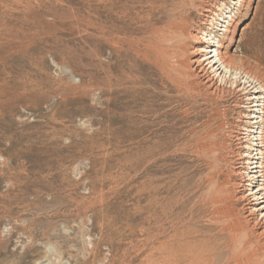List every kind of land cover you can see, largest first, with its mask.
<instances>
[{
	"label": "rangeland",
	"instance_id": "1",
	"mask_svg": "<svg viewBox=\"0 0 264 264\" xmlns=\"http://www.w3.org/2000/svg\"><path fill=\"white\" fill-rule=\"evenodd\" d=\"M97 2L166 8L113 59ZM263 131L264 0H0V264H155L175 227L264 264Z\"/></svg>",
	"mask_w": 264,
	"mask_h": 264
},
{
	"label": "bare ground",
	"instance_id": "2",
	"mask_svg": "<svg viewBox=\"0 0 264 264\" xmlns=\"http://www.w3.org/2000/svg\"><path fill=\"white\" fill-rule=\"evenodd\" d=\"M21 1V0H20ZM93 3V2H92ZM96 3V2H95ZM97 3H105L107 9L110 12L112 18V26L109 33V37L111 38V50H112V57L113 59L119 54L120 56H128L133 52V46L128 39V28L135 29V28H149V26H153L156 21H158L159 16L165 10V2H97ZM104 5V4H103ZM179 5V4H178ZM100 7V6H99ZM104 7V6H103ZM93 12V11H92ZM97 14V13H96ZM100 14V12H99ZM98 14V15H99ZM95 16V15H94ZM103 16V15H100ZM105 18V17H104ZM117 18V19H116ZM163 18V17H161ZM168 18V17H167ZM181 18V17H180ZM5 19V18H4ZM95 19V17H94ZM97 19V18H96ZM109 19V18H108ZM116 19V20H115ZM103 20V19H102ZM98 21V20H97ZM105 21H107L105 19ZM122 24V27L117 26V22ZM185 21V20H184ZM87 23V22H86ZM95 24V23H94ZM170 24V23H169ZM108 25V24H107ZM110 26V25H109ZM120 26V25H119ZM121 30V31H118ZM94 30V29H93ZM136 30V29H135ZM138 30V29H137ZM146 30V29H143ZM150 30V29H149ZM153 30V29H152ZM151 30V31H152ZM95 31V30H94ZM99 31V30H98ZM140 31V30H139ZM96 32V31H95ZM149 32V31H148ZM97 33V32H96ZM141 33V31H140ZM151 33V32H150ZM149 33V34H150ZM139 34V33H138ZM142 34V33H141ZM140 34V35H141ZM146 34V31H145ZM152 34V33H151ZM96 35V34H94ZM108 35V34H107ZM139 35V36H140ZM97 37V36H96ZM145 37V36H144ZM148 38V37H147ZM99 39V38H98ZM138 40V39H137ZM134 42V41H133ZM144 42V41H143ZM99 43V42H98ZM106 44V43H105ZM134 44V43H133ZM138 44V43H137ZM142 45V44H141ZM110 46V45H109ZM149 46V45H148ZM136 47V46H135ZM137 48V47H136ZM135 48V50H136ZM141 48V47H140ZM134 50V51H135ZM147 50V49H146ZM145 50V51H146ZM149 49L147 50V52ZM146 52V54H147ZM158 52V51H157ZM111 53V52H110ZM134 53V52H133ZM132 53V54H133ZM138 54V53H137ZM139 55V54H138ZM142 54H140L141 56ZM130 56V55H129ZM143 56V55H142ZM141 56V57H142ZM156 56V55H155ZM219 61L223 67L228 69L227 65H225L223 57H221L220 53H218ZM131 58V57H130ZM139 58V57H138ZM137 58V59H138ZM122 59V58H121ZM158 59V58H157ZM116 61V60H114ZM140 61L139 63H141ZM126 63V62H125ZM137 63V62H136ZM144 63V62H142ZM148 63V62H147ZM215 61L212 62V65ZM124 65V64H123ZM116 66V65H115ZM140 66V65H139ZM152 66V65H151ZM113 69V68H112ZM125 69V68H124ZM130 69V68H129ZM136 69V68H134ZM121 71V70H120ZM229 71V69H228ZM134 72V71H132ZM131 72V73H132ZM137 72V71H136ZM113 73V72H112ZM119 73V72H118ZM146 73V72H145ZM109 74V73H108ZM125 75V74H124ZM123 75V76H124ZM128 75V74H127ZM132 75V74H131ZM107 76V75H106ZM226 76V74H225ZM118 78V77H117ZM146 78V77H145ZM136 79V78H135ZM147 79V78H146ZM115 80V79H114ZM121 80V79H120ZM137 80V79H136ZM132 81V80H131ZM135 81V80H134ZM121 82V81H120ZM136 82V81H135ZM134 82V85H135ZM122 85H127L129 83L128 80L122 79ZM137 83V82H136ZM246 83V80H245ZM244 83V84H245ZM131 84V83H130ZM137 85V84H136ZM113 86V85H112ZM131 86V85H130ZM132 87V86H131ZM136 87V86H135ZM113 88V87H112ZM175 88V87H174ZM150 89V88H149ZM173 89V88H172ZM136 92V91H135ZM182 92V91H181ZM138 93V92H137ZM157 93V92H156ZM167 93V92H166ZM159 95V94H158ZM135 97V96H134ZM151 101V100H150ZM149 101V102H150ZM148 104V102H147ZM156 107V106H155ZM143 111V110H142ZM144 113V112H143ZM153 117V116H152ZM147 121V120H146ZM149 121V120H148ZM143 123V122H142ZM146 123V122H145ZM165 130V129H164ZM159 131V130H158ZM158 131L153 133L152 142L153 144H157L159 140ZM162 131V130H160ZM147 126L145 125L143 128V134H146ZM152 135V134H151ZM168 136V135H167ZM163 137V136H162ZM262 140L264 142V131L262 132ZM210 135L206 134L204 138H201L200 145H198V149L203 150L204 154H210L211 151H214L213 146H211L209 142ZM162 139V138H161ZM146 145L149 144V140L146 139ZM160 143V142H159ZM198 144V142H197ZM216 144V142H215ZM158 145V144H157ZM156 145V146H157ZM162 145V144H161ZM155 146V145H154ZM264 148V143H263ZM150 147V146H149ZM158 147V146H157ZM189 150V149H188ZM198 151V150H197ZM159 153V152H158ZM213 153V152H212ZM262 155L264 159V150H262ZM159 156V155H158ZM204 157V156H203ZM154 160V159H153ZM166 161V160H165ZM210 161V160H209ZM155 162V161H154ZM212 163V162H211ZM210 163V164H211ZM154 164V163H153ZM208 165V164H207ZM264 162H262V166ZM207 168V167H206ZM214 168V166H213ZM210 169V168H209ZM212 169V168H211ZM148 170V168L146 169ZM145 172V171H144ZM213 172V171H212ZM156 176V175H155ZM218 171L213 172L210 177V180L217 181L218 179ZM208 177V176H207ZM208 179V178H207ZM209 180V179H208ZM218 182V181H217ZM158 183V182H157ZM162 183V182H160ZM212 184V183H211ZM215 185V183H214ZM217 185V184H216ZM167 186V185H166ZM215 187V186H213ZM221 187V186H220ZM217 188V187H216ZM218 192V190H217ZM221 192V190H220ZM215 193V192H214ZM213 196V195H212ZM211 196V197H212ZM214 197V196H213ZM212 197V198H213ZM174 198V197H173ZM211 198V200H212ZM229 199V198H228ZM228 199L224 196L215 195L214 199L212 200V214L223 216L225 218L232 217L229 210ZM231 203V202H230ZM210 204V203H209ZM200 205V204H199ZM206 205V204H205ZM208 205V204H207ZM162 206V205H161ZM168 208V207H167ZM205 208V207H204ZM160 211V210H159ZM160 213V212H159ZM158 214V213H157ZM200 215V214H199ZM212 216V215H211ZM150 218V217H149ZM173 218V217H172ZM197 218V217H196ZM209 218V216H208ZM216 218V217H215ZM226 220V219H225ZM157 221V220H156ZM168 221V220H167ZM171 221V220H170ZM218 222V221H217ZM214 223V222H213ZM225 224V223H224ZM188 225V224H187ZM191 225V224H190ZM168 226V225H166ZM174 226V225H173ZM212 226V225H211ZM214 226V225H213ZM190 228V227H189ZM171 229V228H170ZM181 229V228H179ZM177 227H175L172 231V235L168 239H162L160 236L156 238V245L154 247L153 257L155 258V264H212V251L207 247V244L196 236H192L194 233L192 232H183L181 233ZM191 229V228H190ZM237 227L231 223L228 225L224 231H228L229 234L233 235L236 232ZM182 230V229H181ZM208 237V236H207ZM202 238V237H201ZM150 246V245H149ZM219 246V244H218ZM220 247V246H219ZM216 250V249H215Z\"/></svg>",
	"mask_w": 264,
	"mask_h": 264
}]
</instances>
